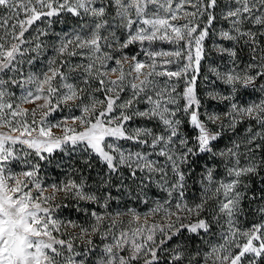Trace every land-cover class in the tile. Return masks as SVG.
<instances>
[{
	"label": "snow or ice",
	"instance_id": "6c2138e0",
	"mask_svg": "<svg viewBox=\"0 0 264 264\" xmlns=\"http://www.w3.org/2000/svg\"><path fill=\"white\" fill-rule=\"evenodd\" d=\"M63 148L101 166L95 189L45 185ZM152 186L147 211H110L112 188L147 206ZM245 202L264 218V0H0V264H264Z\"/></svg>",
	"mask_w": 264,
	"mask_h": 264
},
{
	"label": "trees",
	"instance_id": "16d2710c",
	"mask_svg": "<svg viewBox=\"0 0 264 264\" xmlns=\"http://www.w3.org/2000/svg\"><path fill=\"white\" fill-rule=\"evenodd\" d=\"M75 21H69V24H60L56 23L53 26V31L55 32H60L61 30H68L70 25H74ZM43 40L51 43L53 40V37H42ZM136 49H130V51H135ZM53 53L49 50L45 52L42 56L38 58V62L35 64V66L31 69L28 68V66H25L26 70H31V71H37L40 69H43L46 62H47V57L52 56ZM75 62H79L78 59L74 60ZM208 61H205L203 63L202 69H201V76H200V81L201 83L199 84V90L201 93V96H203V90H204V85L202 83L204 75H209L210 79L211 74L208 72L207 68ZM17 94H19V90H16ZM204 107L207 108L208 110H219L222 108L221 105L217 104L214 101H208L206 99L202 100ZM142 107V105H141ZM60 117V113L57 112L54 116V119H58ZM185 130H187V126H185ZM242 131V128H241ZM225 143H227V135L225 136L224 140L220 141V146H223ZM47 156L46 160L40 161L41 164V171H40V176L45 183V185H49L51 183L61 181L66 179L69 175H71L74 171L76 173L77 178L82 174L84 177L88 178V184L95 189L96 187V182L100 179V177L97 175V173L102 171V168L100 165L94 163V167L91 169L85 168L83 165V157L79 154V152H73L68 148H63V149H55L52 153H46ZM207 159V158H203ZM203 159L201 160V163H203ZM22 165V162H21ZM21 165H18L20 167ZM199 172L200 169L197 168L195 174L191 179L188 180V187L186 191V197L189 203L192 202H198L199 197L202 195L201 193V185L197 182L194 183V180H197L199 177ZM223 171L221 168V171L218 173V175H222ZM262 185L259 182V178H256V184L255 187L258 189ZM135 188V186H132ZM158 189H156L154 186H152L148 190V195H153L156 193ZM112 196L116 199H114L111 203V209L110 211H123L127 208H137L140 212H145L147 211V208L151 206V202L149 201V204L146 206L144 203L138 201L135 196L139 194V190H136L132 196H129L127 194H124L121 191H117L116 188L111 189ZM65 203H68L65 201ZM257 205H249L247 202L244 204L245 208V216L243 217L241 223L244 225V227H248L252 223H259L261 219H264L260 217L258 214H254L250 211V208H255ZM81 207H90L87 203H82ZM75 204H69L68 207L63 209V216L65 217H70L72 219H78L82 220L83 216L76 212L75 210ZM213 232H218V226H213ZM189 233L184 232L181 239L184 237H188ZM218 237L213 238V242H215V239ZM207 240L208 237H203V236H193L192 237V244L190 245L191 247H202L201 240ZM95 243L102 249L103 245L100 243V238L95 237L94 238ZM176 240L174 239L169 247H171L172 244H175Z\"/></svg>",
	"mask_w": 264,
	"mask_h": 264
},
{
	"label": "rangeland",
	"instance_id": "374dc122",
	"mask_svg": "<svg viewBox=\"0 0 264 264\" xmlns=\"http://www.w3.org/2000/svg\"><path fill=\"white\" fill-rule=\"evenodd\" d=\"M164 47H169V46L164 45ZM17 147H19V146H17ZM21 155H22V153H21ZM17 169H19L18 165H17ZM159 196H160V192H159V190H157L155 194L148 195V200L151 202L153 199L158 198Z\"/></svg>",
	"mask_w": 264,
	"mask_h": 264
}]
</instances>
